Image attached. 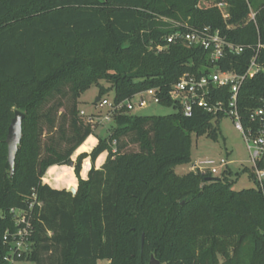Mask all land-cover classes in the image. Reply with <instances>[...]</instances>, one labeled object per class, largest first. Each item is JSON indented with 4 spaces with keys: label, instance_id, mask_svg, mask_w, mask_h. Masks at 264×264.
Here are the masks:
<instances>
[{
    "label": "trees",
    "instance_id": "16d2710c",
    "mask_svg": "<svg viewBox=\"0 0 264 264\" xmlns=\"http://www.w3.org/2000/svg\"><path fill=\"white\" fill-rule=\"evenodd\" d=\"M214 2L0 0V264H7L9 234L18 229L11 210L31 225L29 250L16 261L148 264L153 255L160 264H264V191L252 173L241 171L254 187L234 191L230 168L221 178L174 172L190 162L192 135L217 140L223 116L195 111L187 118L169 100L180 76H200L212 65L207 51L168 44L166 37L207 27L244 47L238 56L226 53L215 64L219 70L242 74L258 45L264 66V0ZM217 4L226 6L227 17ZM93 84L98 98L112 91L115 103L159 88L161 106L174 113L114 116L109 136L96 137L92 151L76 158L73 195L42 179L50 166L67 165L93 135L77 109ZM217 93L225 102L230 97L227 88ZM263 94V75L243 83L244 119ZM14 111L24 117L10 177L5 138ZM86 157L92 166L82 179Z\"/></svg>",
    "mask_w": 264,
    "mask_h": 264
},
{
    "label": "built area",
    "instance_id": "2783aa9c",
    "mask_svg": "<svg viewBox=\"0 0 264 264\" xmlns=\"http://www.w3.org/2000/svg\"><path fill=\"white\" fill-rule=\"evenodd\" d=\"M218 4L217 7L219 8ZM224 18L227 17L223 14ZM172 27L178 24L168 21ZM181 42L187 47H200L209 53V63L212 65L206 68L200 76L185 73L171 85L168 91V98L177 105L184 117H192L195 111H202L214 117L221 115L230 119L235 130L241 133L243 141L249 153L251 161V173L254 183L263 192L264 191V94L258 99L259 105L249 110L245 119L242 117L238 107L239 91L249 79L256 75L264 76V66L257 62V49L250 59L245 71L237 74L231 71H221L215 65L223 59L226 53L240 55L244 47L235 45L226 40L218 31H212L209 28L186 29V31H177L166 37L168 44ZM159 52L161 47H157ZM228 90L230 97L227 102L217 96V92L222 89ZM136 101L132 103V99ZM162 96L159 88H151L143 92L132 95L129 99L115 103L113 96L111 99L99 98L95 107L105 109L104 113L97 111L95 114H87L79 111V117L92 128L97 124L112 121L114 116L121 114L134 115V110H142L150 105L161 106ZM230 162L226 158L202 159L192 163V172L194 174L209 175L212 178H221L222 173L229 168ZM18 212V213H16ZM14 215L15 224L18 229L10 235L9 251L4 260L8 262V255L11 254V261H16L22 253L29 250L28 242L31 225L29 219L23 212L11 210ZM20 225H22L20 227ZM8 235L4 237L6 238Z\"/></svg>",
    "mask_w": 264,
    "mask_h": 264
},
{
    "label": "rangeland",
    "instance_id": "374dc122",
    "mask_svg": "<svg viewBox=\"0 0 264 264\" xmlns=\"http://www.w3.org/2000/svg\"><path fill=\"white\" fill-rule=\"evenodd\" d=\"M215 0H200L201 7H208L213 5ZM218 5V4H217ZM219 9L223 14L226 13V6L220 5ZM254 13H251L250 18L252 19ZM99 85H102L104 89H110V83L105 80H99ZM99 88L97 85H91L88 90H86L77 101L78 111H84L87 114H95L100 111L101 113L105 112V109H98L95 107L96 103L94 102L98 98ZM113 96L112 91H109L104 95L105 98L111 99ZM136 101V98L132 99V103ZM174 113L172 108L162 107L159 105H150L149 107L142 109L140 111L134 110V115L140 116H165ZM96 115V114H95ZM220 133L217 140H212L206 136L196 137L195 135L191 136L192 142L190 146V162L186 165L177 166L174 169V172L178 176H182L188 172H192V163L202 160V159H218L226 158L229 162V168L231 169L233 175L230 177L231 180H234L232 189L234 191H240L242 189L253 188L254 184L249 178V173L241 172L242 169L246 168L248 171H251V161L249 157L248 150L243 141L242 135L240 132L234 129L231 121L227 117H223L218 122ZM112 128V121L105 122L103 124H97L94 127L93 135L95 137L106 138L109 136ZM93 140L90 138L85 144L84 149L87 148V145ZM135 150V148H132ZM83 151V148L81 149ZM80 150V151H81ZM78 151V150H77ZM78 151V152H80ZM55 171V170H54ZM46 174L44 180L51 179L53 181H60L61 179L54 180L53 173ZM238 173L236 176L235 174ZM72 187V186H70ZM18 213V212H16ZM7 264H35L32 261L27 260H17L11 261V254L8 255ZM105 264V263H103Z\"/></svg>",
    "mask_w": 264,
    "mask_h": 264
},
{
    "label": "crops",
    "instance_id": "0c3cea01",
    "mask_svg": "<svg viewBox=\"0 0 264 264\" xmlns=\"http://www.w3.org/2000/svg\"><path fill=\"white\" fill-rule=\"evenodd\" d=\"M90 138L93 141L87 145L86 149H84V147H85L84 144L88 140H90ZM96 144H97L96 137L93 135L89 136L83 142V144L77 148L78 151H80L83 148V151L81 150L80 152H78L76 150L74 152V154L71 156L70 162L73 163L72 166H69V163H68L67 165H53L47 169L45 175L47 174L49 169L56 168L53 175H52L53 177H50V178H53L54 180H57L59 178L61 180L60 181H53L51 179H48V180L46 179V181H45L44 180L45 175H44V177L42 179L43 183H45V184L49 185L50 187L57 189V190H60V189L68 190L69 188H74L76 190L77 179H76L75 174H74V163L76 161V158L81 154H89L92 151V149L96 146ZM105 158H106V152L100 154V156H98V158L93 163V167L95 169H99L102 166V164L104 163ZM91 166H92V163H91L89 157H86L85 159L82 160L81 169H80V177L82 179L87 178V173H88L89 169L91 168ZM70 186H72V187H70ZM103 263L109 264L108 261L99 262L98 264H103Z\"/></svg>",
    "mask_w": 264,
    "mask_h": 264
},
{
    "label": "water",
    "instance_id": "95a60500",
    "mask_svg": "<svg viewBox=\"0 0 264 264\" xmlns=\"http://www.w3.org/2000/svg\"><path fill=\"white\" fill-rule=\"evenodd\" d=\"M99 98L95 99V103H97ZM23 114L19 111H14V116L10 121V124L7 128L6 138H5V144L7 147V162L9 165V175L10 177L13 175L14 169L16 167L15 164V156L18 150V146L21 141L22 136V120H23ZM73 163L69 162V166H72ZM67 191H69L71 194H75L76 190L74 188H69ZM148 264H160L159 261H157L153 255L150 256Z\"/></svg>",
    "mask_w": 264,
    "mask_h": 264
}]
</instances>
